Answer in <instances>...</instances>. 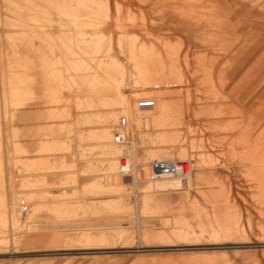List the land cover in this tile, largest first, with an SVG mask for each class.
Here are the masks:
<instances>
[{"label":"rangeland","instance_id":"obj_1","mask_svg":"<svg viewBox=\"0 0 264 264\" xmlns=\"http://www.w3.org/2000/svg\"><path fill=\"white\" fill-rule=\"evenodd\" d=\"M1 1L46 111L0 135V264H264V0Z\"/></svg>","mask_w":264,"mask_h":264},{"label":"crops","instance_id":"obj_2","mask_svg":"<svg viewBox=\"0 0 264 264\" xmlns=\"http://www.w3.org/2000/svg\"><path fill=\"white\" fill-rule=\"evenodd\" d=\"M109 1V5H111V0ZM242 0H226L228 5H237ZM252 1V0H247ZM255 1V0H253ZM3 6L2 1L0 0V8ZM1 10V9H0ZM4 12L1 10V15H3ZM6 15V14H4ZM5 34L13 35L14 32L12 30H5L0 28V135H1V141L3 142V146L6 145L7 141H11L12 139V133L14 130H18L19 128L24 130L25 133H29L31 130V127L34 125V118L36 116H39L40 114H45V106L41 103V97L42 92H40V89L32 88V94L35 98L33 101L28 102L26 106L20 108V111L18 112L15 110L14 115L15 119L12 121L10 116L11 113L14 111L10 104L13 101L9 98L8 93V69L9 66L11 68L17 67V56L20 55L21 58L28 60L32 59V55L28 53L27 51H24L23 48L18 45L12 46L6 43L5 40H3ZM8 59L10 61H8ZM3 76L5 79H3ZM3 82H5V94L3 96ZM14 101L17 102V91L15 90V97ZM5 112L8 114V119L5 120ZM26 148H30V144H26Z\"/></svg>","mask_w":264,"mask_h":264},{"label":"built area","instance_id":"obj_3","mask_svg":"<svg viewBox=\"0 0 264 264\" xmlns=\"http://www.w3.org/2000/svg\"><path fill=\"white\" fill-rule=\"evenodd\" d=\"M113 144L124 145L128 142V136L123 131H114L112 133ZM131 163L127 159H122L120 163V173L124 176L130 175ZM193 170L191 161L170 160L166 162L155 161L151 164L150 179L155 180L162 177L187 179ZM22 211L27 210L24 200L20 201Z\"/></svg>","mask_w":264,"mask_h":264},{"label":"bare ground","instance_id":"obj_4","mask_svg":"<svg viewBox=\"0 0 264 264\" xmlns=\"http://www.w3.org/2000/svg\"><path fill=\"white\" fill-rule=\"evenodd\" d=\"M79 81V80H78ZM123 83V82H122ZM149 85V84H148ZM152 101V100H151ZM152 106V105H151ZM161 107H163V106H161ZM166 107V106H165ZM161 109V108H160ZM163 109V108H162ZM165 109V108H164ZM163 109V110H164ZM166 110V109H165ZM147 113V112H146ZM159 115V114H158ZM161 115V114H160ZM162 115H164V114H162ZM151 116V115H150ZM165 117V116H164ZM164 117H163V119H164ZM152 119V118H151ZM162 119V118H161ZM167 120V119H166ZM165 120V121H166ZM155 121V120H154ZM159 122V121H158ZM156 125H161L160 123H158V124H156ZM158 129V128H157ZM159 131V130H158ZM136 133V132H135ZM150 133V132H149ZM131 137H132V139L134 140L135 139V134L134 133H132L131 134ZM159 138V136L158 137H156V138H154V139H158ZM115 145V144H114ZM161 146H163V145H161ZM114 147H116V146H114ZM154 147H156V146H152V148H154ZM158 148H160L159 146H157ZM157 147H156V149H157ZM140 148V147H139ZM163 148V147H162ZM170 148V147H169ZM182 149V148H181ZM118 150V149H117ZM165 150V149H164ZM181 151V150H180ZM185 152H186V149L184 150ZM183 152V151H182ZM117 153V152H116ZM166 154V153H165ZM180 154H185V153H180ZM169 155V154H168ZM186 156H187V153H186ZM186 156H184L183 155V157L185 158ZM168 157V156H167ZM170 157V156H169ZM174 157V156H173ZM181 158H182V156H180ZM174 159V158H173ZM172 159V160H173ZM191 176V175H190ZM189 179H190V177H189Z\"/></svg>","mask_w":264,"mask_h":264}]
</instances>
